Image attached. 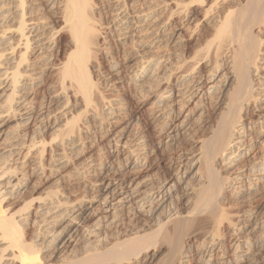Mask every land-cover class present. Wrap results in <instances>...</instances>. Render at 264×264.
Wrapping results in <instances>:
<instances>
[{
	"label": "bare ground",
	"instance_id": "obj_1",
	"mask_svg": "<svg viewBox=\"0 0 264 264\" xmlns=\"http://www.w3.org/2000/svg\"><path fill=\"white\" fill-rule=\"evenodd\" d=\"M263 194L264 0H0V264H264Z\"/></svg>",
	"mask_w": 264,
	"mask_h": 264
},
{
	"label": "rangeland",
	"instance_id": "obj_2",
	"mask_svg": "<svg viewBox=\"0 0 264 264\" xmlns=\"http://www.w3.org/2000/svg\"><path fill=\"white\" fill-rule=\"evenodd\" d=\"M201 37V38H200ZM200 37H197L198 38V40H200V42H201V39L203 40V38H202V36H200ZM194 42V41H193ZM193 42H189V46L190 47H195V45H197V43H193ZM183 142H184V144H183ZM186 142H185V140L184 141H180V144H179V146L180 147H184L186 144H185ZM184 145V146H183ZM166 155H168V154H166ZM74 184V185H73ZM73 184H71L72 185V187L74 186V188L73 189H75V190H78L79 188V190H78V193H82V187H83V184L82 183H80V185H79V183L78 182H73ZM82 184V185H81ZM77 185V186H76ZM79 186V187H78ZM231 194V193H230ZM261 196V197H260ZM232 197L233 196H231L230 195V198H229V201H228V199L227 200H224V202H226V204H227V206L229 207V208H231L232 210H234V211H236V210H238V209H240V208H242V207H240V206H242V204H243V202L241 201V200H238V199H236L235 197H233V200H235L234 202H233V200H232ZM257 198V199H256ZM231 199V200H230ZM257 200H258V203H257ZM231 201V202H230ZM254 201V202H253ZM263 201V202H262ZM9 202H11L10 200H8V202H7V204H10ZM235 203V204H234ZM254 203H256V205L257 204H259V205H262V204H264V194L263 195H258V196H256V197H254V198H252V200H250L248 203H246L247 205H249V206H247V205H245V204H243V206H246V207H256V205H254ZM232 204V205H231ZM235 205V208H234V205ZM241 204V205H240ZM237 205V206H236ZM238 205H240V206H238ZM259 205H257V207L259 206ZM238 207H240V208H238ZM161 255H163V254H161ZM160 255V256H161ZM159 256V257H160ZM165 255H163V256H161L160 258L161 259H163V257H164Z\"/></svg>",
	"mask_w": 264,
	"mask_h": 264
}]
</instances>
